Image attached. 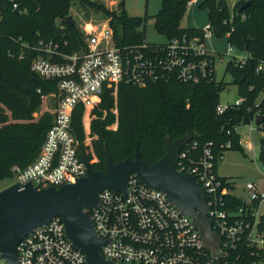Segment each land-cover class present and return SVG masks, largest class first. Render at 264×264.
Masks as SVG:
<instances>
[{"label": "built area", "instance_id": "built-area-1", "mask_svg": "<svg viewBox=\"0 0 264 264\" xmlns=\"http://www.w3.org/2000/svg\"><path fill=\"white\" fill-rule=\"evenodd\" d=\"M198 2L191 0L187 8ZM12 9L17 6L13 4ZM108 22L101 30H92L75 52L62 51L67 46L65 41L40 40L33 48L39 55L32 60L31 71L56 83L55 92L40 97V112L33 114V121L44 114L51 115L52 121L35 160L23 168L12 166L10 176L1 181L9 182L7 187L31 184L38 189L59 188L85 177L79 147L91 148L92 111L105 92L114 102L116 130L121 84L145 88L171 79L198 84L215 76V56L206 48V42L214 38L208 23L202 27V41L192 38L118 45ZM58 26L65 28L60 23ZM233 60L243 64L246 57ZM256 72L264 76L263 62ZM242 103L243 98L238 97L233 104H219L216 113L222 115ZM78 108L82 111V141L72 125ZM246 148L251 146L247 144ZM223 157L224 152L216 153L212 143L200 147L191 140L181 149L175 164L177 172L191 175L203 192L207 218L220 241L218 258L205 249L190 216L173 206L164 193L149 189L130 174L125 194L103 190L98 206L84 210L96 236L104 242L99 250L103 259L111 264H241L249 257L250 264H264V230L259 227L264 216L259 214L264 182L247 181L235 194L236 185L217 175V164ZM232 201L239 203L235 206ZM231 252H236L232 259ZM0 264H9L1 254ZM16 264H86V260L66 237L62 220L54 218L21 239L16 246Z\"/></svg>", "mask_w": 264, "mask_h": 264}, {"label": "trees", "instance_id": "trees-1", "mask_svg": "<svg viewBox=\"0 0 264 264\" xmlns=\"http://www.w3.org/2000/svg\"><path fill=\"white\" fill-rule=\"evenodd\" d=\"M3 1L7 10L0 12V181L10 176L12 166L23 168L35 160L51 126L52 117L48 114L33 121V114L41 104L40 97L56 91L55 81L39 78L31 71V62L39 55L33 48L40 40L65 41L67 46L62 51L72 53L84 42L77 28L70 29L64 23L65 28L61 30L56 23L57 19L67 16L73 0ZM78 1L108 18L116 44L146 42L144 30H139L147 20L146 15L128 17L122 1L119 14L99 3ZM160 1V10L154 16L158 33L167 41L192 38L202 41V28L180 27L191 0ZM216 1L202 0L197 8L207 12V23L215 39H226L230 47L246 54L243 64L230 60L224 69L243 103L218 115L219 95L226 85L216 82L214 75L198 84L173 79L145 88L121 84L117 95L116 130L107 129L115 123L111 113L114 102L107 91L92 111L95 116L90 126V135L94 137L92 152L79 147L95 171L105 170L104 145L115 163L133 159L137 148L141 160L152 165L163 157L166 137L173 141L186 134H192L200 147L212 143L216 153L238 151L243 154L236 129L244 119L251 122L257 114L264 116V97L257 103L264 89V76L256 72L258 65L264 63V0H249L250 5L240 14L237 10L248 0L236 2L231 13L217 11ZM13 4L17 6L18 16L14 14ZM81 114L78 108L72 120L79 141L83 139ZM260 127L264 131V121ZM259 146L258 159L264 166V138ZM231 203L236 206L239 202ZM259 227L264 230V216ZM230 255L232 259L236 252ZM250 261L246 257L241 264H250Z\"/></svg>", "mask_w": 264, "mask_h": 264}, {"label": "water", "instance_id": "water-1", "mask_svg": "<svg viewBox=\"0 0 264 264\" xmlns=\"http://www.w3.org/2000/svg\"><path fill=\"white\" fill-rule=\"evenodd\" d=\"M250 5L246 1L239 9L240 14ZM227 0H217L216 10H229ZM7 10L0 0V12ZM18 16V12L14 11ZM65 25L74 28L71 16L66 17ZM264 116L255 115L253 122L260 126ZM250 121L243 120L242 124ZM193 140L186 134L176 140L165 138L163 157L152 165L140 158L137 148L133 159L115 163L106 146H103L105 170L95 171L82 157L86 176L74 183L59 188L38 189L31 184L23 187L12 185L0 190V254L9 264H16V246L33 229L60 218L68 240L85 255L86 264H111L100 254L104 244L95 233L93 223L84 210H91L99 204V194L103 190L125 194L128 176L135 174L139 181L149 189L158 190L166 195L169 202L184 215L190 216L197 225L205 249L215 255L220 246L217 235L212 230V222L207 218L206 199L200 186L189 174L177 172L175 164L181 149Z\"/></svg>", "mask_w": 264, "mask_h": 264}, {"label": "rangeland", "instance_id": "rangeland-1", "mask_svg": "<svg viewBox=\"0 0 264 264\" xmlns=\"http://www.w3.org/2000/svg\"><path fill=\"white\" fill-rule=\"evenodd\" d=\"M94 3L102 4L106 9L116 14L120 13V1L123 3V9L128 17H140L147 16V20L143 27H140V31L145 32V40L149 44H161L167 42V38L158 33L154 26V16L158 13L161 7L160 0H89ZM200 0L199 2H201ZM230 7V13L235 7V0H227ZM198 2V4H199ZM196 5H191L187 8L181 22L180 27L183 29L199 27L205 25L207 22V12L199 11ZM117 10V11H116ZM71 16L73 19V25L82 34L85 39L92 30H101L107 17H104L101 13L97 12L78 0H73L68 14L66 17ZM65 17V18H66ZM65 18H59L56 23L64 25ZM101 25V26H97ZM207 50L213 52L215 61V77L216 82H223L226 88L219 95V104H233L238 99L237 87L232 84V78L229 74L224 72L226 64L233 60L246 57V54L230 47L226 39L212 38L206 42ZM229 48L232 49L229 52ZM264 97L261 93L257 99V103ZM113 110V109H112ZM40 107L35 112L39 115ZM112 113V112H111ZM105 114V113H104ZM114 123L108 126V130H113ZM239 142L244 149L243 154L238 151H226L224 152L223 160L217 164V175L222 178L231 180L236 185L235 194L243 187L247 181H259L264 182V166L258 159L259 155V142L264 138V131L255 126L251 121L249 124H242L237 129ZM249 144L251 148L248 150L246 145ZM86 152V151H85ZM10 183H3L0 181V190L6 188ZM264 186V184L262 185ZM259 214L264 215V203L260 206Z\"/></svg>", "mask_w": 264, "mask_h": 264}, {"label": "crops", "instance_id": "crops-1", "mask_svg": "<svg viewBox=\"0 0 264 264\" xmlns=\"http://www.w3.org/2000/svg\"><path fill=\"white\" fill-rule=\"evenodd\" d=\"M200 1V0H199ZM207 21V20H206ZM205 24H207V22L205 23ZM203 27V26H202ZM193 28H199V27H193Z\"/></svg>", "mask_w": 264, "mask_h": 264}]
</instances>
